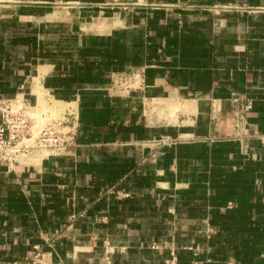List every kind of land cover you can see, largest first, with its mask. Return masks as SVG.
<instances>
[{"label":"crops","instance_id":"obj_1","mask_svg":"<svg viewBox=\"0 0 264 264\" xmlns=\"http://www.w3.org/2000/svg\"><path fill=\"white\" fill-rule=\"evenodd\" d=\"M4 97L72 146L0 160V264H264V0H0Z\"/></svg>","mask_w":264,"mask_h":264},{"label":"built area","instance_id":"obj_2","mask_svg":"<svg viewBox=\"0 0 264 264\" xmlns=\"http://www.w3.org/2000/svg\"><path fill=\"white\" fill-rule=\"evenodd\" d=\"M250 108V102L243 106L246 111ZM67 125L68 121L57 120L44 126L33 136V122L24 112V107L18 105L16 99L2 98L0 100V160L9 168H13L19 156L27 155L36 148L44 149L49 154L68 151L72 146V138ZM39 255V250L36 249L33 257L37 258Z\"/></svg>","mask_w":264,"mask_h":264},{"label":"rangeland","instance_id":"obj_3","mask_svg":"<svg viewBox=\"0 0 264 264\" xmlns=\"http://www.w3.org/2000/svg\"><path fill=\"white\" fill-rule=\"evenodd\" d=\"M49 119L50 120H52V119H55V120H63V119H65L64 118V114H63V111L61 110V111H59V107H57L56 106V108H55V110H52L51 111V114H50V116H49ZM48 120V119H47ZM49 121V120H48ZM36 125V124H35ZM45 125V123H42L41 125H40V128L41 127H43ZM33 130H34V128H33ZM36 133L37 132H35L34 131V134H33V136H35L36 135ZM26 141V140H25ZM32 141V140H31ZM30 141V142H31ZM36 149H40V148H36ZM43 153H48L46 150H44V149H40Z\"/></svg>","mask_w":264,"mask_h":264}]
</instances>
